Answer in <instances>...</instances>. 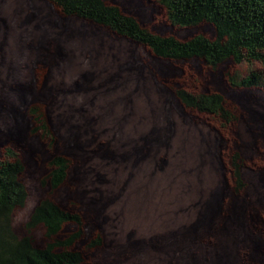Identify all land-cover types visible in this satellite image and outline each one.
I'll return each mask as SVG.
<instances>
[{"label":"rangeland","instance_id":"rangeland-1","mask_svg":"<svg viewBox=\"0 0 264 264\" xmlns=\"http://www.w3.org/2000/svg\"><path fill=\"white\" fill-rule=\"evenodd\" d=\"M106 1L116 3L153 32L179 39L196 34L213 37V27L208 23L172 27L158 0ZM37 60L41 65L36 64ZM143 60L153 61L163 73L170 69L169 63L160 64L148 49L88 21L63 18L46 1L0 0V151L4 143L20 157L21 181L27 189L25 206L12 215V228L18 236L28 234L26 223L34 206L49 198L63 208L79 209L84 240L91 233L92 238L100 237L101 244L92 248L93 252L82 248L81 242L76 245L85 255L84 264H100L102 260L117 258V254L128 258L120 257L114 264H164L168 257L170 264H200V260L192 259L194 250L189 248L185 225L200 224V218L206 223L212 221L206 216L207 212L212 215L214 201L218 200L213 196H218L223 182H227L222 162L227 164L228 155L221 159L218 151L210 154L205 146H199V133L188 118L179 115L185 107L172 91L176 81L193 92H214L222 86L228 93L223 95L225 103L237 119L230 124L234 133L227 131L230 138L238 136L241 144L247 141L242 121L245 116L252 117L242 115L245 107L256 114L257 120L261 117L253 124V135L262 137L258 150L264 152V64L259 60L234 63L228 59L210 68L202 59L194 58L173 63L177 71L169 73L172 80L165 81L163 75L155 83L149 79ZM250 73L258 75L259 86L244 88L228 81L229 76L240 79ZM24 84L37 99L34 105L40 122L35 124L25 110L32 99L27 98ZM92 120V127L87 126L86 122ZM212 122L217 125L215 120ZM203 130L221 139L213 129L203 125ZM88 131L92 135L103 131L108 153L114 149L128 151L148 140L147 147L154 148L166 138L167 164L157 160L162 157V150L157 149L159 153L153 151L149 155L158 154L154 160L148 156L135 164L134 157L128 155V163L106 164L98 155H87L83 149L88 142L84 132ZM97 144L98 141L90 148L101 151L100 143ZM56 148L73 153L74 157L61 155L68 160L70 169L65 181L52 190L46 177L48 161L57 154ZM255 157L254 162L264 165L263 155ZM75 162L79 166L74 170ZM213 163L218 173L214 172ZM241 174L247 182L241 194H248L246 201L253 203L255 199L259 205L264 198L263 181L252 179L244 169ZM98 175H103L107 184L99 183ZM73 229V225H65L62 235ZM167 231L170 251H147L142 246L130 249L134 238ZM179 233L186 241L181 240ZM29 234L36 246L50 241L41 225Z\"/></svg>","mask_w":264,"mask_h":264},{"label":"trees","instance_id":"trees-1","mask_svg":"<svg viewBox=\"0 0 264 264\" xmlns=\"http://www.w3.org/2000/svg\"><path fill=\"white\" fill-rule=\"evenodd\" d=\"M64 16L76 17L103 27L116 36L125 38L148 49L154 59H202L212 68L225 60L240 63L242 60H259L264 64V0H158L165 18L172 27H192L208 23L213 37L196 34L187 39L153 32L133 16L106 0H47ZM238 87H257L258 75L250 73L236 79L228 77ZM185 107L204 114H215L226 125L235 116L222 105L219 94L192 93L176 89L173 94ZM35 107L30 108L36 114ZM36 119L39 121V117ZM40 122V121H39ZM232 156L235 169L236 159ZM48 185L57 189L66 179L68 160L60 155L48 161ZM23 165L10 147L0 151V264H80L84 254L76 245L84 236L81 217L49 198L40 200L32 209L26 223L28 234L18 236L12 228V215L23 208L27 189L21 181ZM235 177L238 178L237 170ZM75 230L62 235L65 225ZM43 226L50 240L36 246L29 232ZM101 243L99 236L92 238L83 248H94Z\"/></svg>","mask_w":264,"mask_h":264},{"label":"flooded vegetation","instance_id":"flooded-vegetation-1","mask_svg":"<svg viewBox=\"0 0 264 264\" xmlns=\"http://www.w3.org/2000/svg\"><path fill=\"white\" fill-rule=\"evenodd\" d=\"M43 1L44 2L46 1V3L52 6L63 18H69V16H64L62 13H60V11L56 9L47 0H43ZM112 4L117 5L116 3H112ZM132 43H135V42H132ZM191 59H194V58H191ZM195 59H198V58H195ZM157 60L160 62V64L162 62L169 63L170 64L169 71H166L163 73L162 71H160L161 67L158 68L157 65L153 61L143 60L144 66L148 68L147 74L149 76V79H154L155 83L158 82L159 80L158 76L161 79L163 75L165 76V81H171L172 78L169 79L170 77L169 73H171V71L172 72L177 71V66L175 68L172 66V64L173 63H183L184 61H189L190 59H180V60H170L169 59L168 60V59L159 58ZM36 64L41 65L39 60L36 61ZM208 67L210 66L208 65ZM182 72L184 73V71ZM175 83H176L175 90L185 89L179 84V81H176ZM23 87H24V90H26L27 92V96H29L27 98L32 99L27 102L25 110H26V113L30 115L31 119H33L32 121L33 124H35V122L38 121L36 119V117L38 116V113L31 114L29 112V109L36 106L34 105V103H35V100L37 101V99L34 98V95L29 91L28 89L29 86L24 84ZM189 92L204 93V94L216 93V94L221 95L222 98H223V95L225 96L228 94L226 93V89L223 88L222 86H218L214 92L208 91V90H206L205 92H193V91H189ZM172 93L174 94V91H172ZM178 102L180 103L179 100ZM180 104L183 105L182 103ZM222 105L233 115L235 114L230 109V106L225 103L224 98L222 101ZM183 107L185 106L183 105ZM186 108L187 107L183 108L184 112H182L179 115L180 116L182 115L188 118V120L193 124V126H195L196 131L199 133V137H198V141L200 143L199 146L201 145V148L205 146L206 149L209 150L210 154H212V151H218L221 159L226 154L228 155L227 164H223L222 162V170H223V174L225 178L224 181L227 180V182L225 183L223 182L222 189L218 193L219 197L213 196L214 200H217V199L218 200L217 202L214 201V204H213L214 211L212 215L207 212V216H206V220L210 216L212 217V221L210 223H206L202 218H200V220L202 221L200 224L191 223L188 226L185 225L186 226L185 231L187 232V236H189V242H188L189 248H192L194 250V253H192L193 255L192 259L193 260L196 259L197 261L200 260V264H264V198L260 199L261 201L259 202V205L256 206V202H254L255 199H253L254 200L253 203L250 199H248L249 201H246V198H248V194L246 193L241 194L245 190V187L247 186L246 184L247 182L245 181L243 174H241V170L243 169L249 172V174L252 176V179L258 178L259 182L263 181L264 183V165H262V163L258 165V161L256 162L253 161V159H256L255 157L256 155L264 156V152L258 150L259 142L261 143L263 142L262 137L253 135V124L257 123V121L260 120L261 117H258V120H257L256 114L252 113L250 110L244 107L246 112L242 113V115L243 114L251 115L252 118L247 119L245 116L244 120L242 121V126L246 127L248 136H247V141L241 144L237 140L238 136H236V138L234 136H233L234 138L233 137L230 138V133L227 132V131L233 132L232 129L230 128V124L232 125L234 124V122L237 120L236 117H235V121H231V122L229 121L227 122L226 125H224L223 121L218 118V115L208 114V113L204 114V113L195 111L191 108H187V109ZM193 112H196V114H193ZM202 115H205V116L203 117ZM206 115H208L209 118L211 116L210 118L211 120H209V118L207 119ZM38 117L40 118V116ZM195 117H198L197 122L199 123L194 121ZM213 120L216 121L217 125H215L212 122ZM92 122L94 121L93 120L87 121L86 125L92 127ZM211 122L213 126H210ZM203 125L209 127V129H213V131L218 132V134L221 135V139L218 140V139H215V136H210V133H208V131L204 132ZM92 131H90L91 133L89 131L84 132L85 135H88V142L85 148L83 149L85 151L87 150L86 151L87 155H91L93 157H96L98 155L99 158L105 161L106 164H107L106 161H109V162L121 161V163L123 164L128 163L129 157H126L128 155L134 157L135 164H139L138 162L144 161L153 151L155 154L160 150H162V153L160 154V156L162 157H159L160 159L158 158L157 160L162 161L163 164H167L166 161H167V156L169 153L168 152L169 142L166 140V138L161 141L163 143L160 146H156L154 148L147 147L149 144V140H148L146 143L143 142L142 144L134 145L133 147H131V149L129 148L128 151L115 152V149H114L108 153L107 152L108 140L103 134V131L101 134L99 132H96V133H93V135H92ZM14 133H15L14 131H11V134H14ZM97 141H98L97 145H99L100 143L101 151L96 152L95 150H92L90 147L92 144L94 143L96 144ZM1 146L2 148L10 147V146H7V144L4 145V143L1 144ZM121 148L122 146H120V149ZM83 149L81 148L80 151H84ZM156 149L158 150L157 152L155 151ZM65 151H62V149L60 150L57 149L55 151V153L57 154H52L50 159L56 155L61 156L65 154L70 157L71 156L74 157L73 153H71L72 155H70V153H67V151L66 152ZM157 155H153V156L151 155L152 157L151 156L149 157H151L150 158L151 160H154L157 157ZM234 155L239 156L236 159V163L238 164L237 169H235L233 159H232V156ZM243 155H246V157H243ZM212 162H214L213 159H212ZM248 162H250V164L247 165ZM72 165H73L74 170L77 169V167L79 166L78 162H75ZM213 168H214V172L216 173L219 172V169L217 168L216 165H214V163H213ZM69 169L70 168L68 167V170ZM236 170L238 173V178L235 177ZM97 179L99 183L107 184L108 182L105 180L103 175H98ZM64 209L72 213H76L79 216L81 214L80 212H78L79 209L77 207L70 208V209L64 208ZM201 224H202V227H201ZM82 228L84 229L83 222H82ZM73 230H75V227ZM169 233L170 232L167 231L164 234L158 235L155 233L153 235L143 237V238L142 237L136 238V239L134 238V241L130 244V249L131 248L136 249V248H139V246H142V249H146L147 251L151 250L153 252H160L166 249L170 251L171 238H170ZM182 235L183 233L178 234L181 240L186 241L185 238H182ZM91 239H92V233H91V236L88 237L87 239L81 240V247L83 248ZM125 248L128 249L127 246ZM85 250L89 252L94 251L92 250V248H89V249L86 248ZM137 251H140V250H137ZM117 255H118L117 258L109 259V260L108 259L102 260L100 261V264L102 263L114 264L112 263L114 260H117L120 257L122 258L125 257V255H121V254H117ZM126 258L128 257L126 256L124 259ZM163 262L164 264L166 263L170 264V257H168L167 260H164ZM84 263L85 261L83 260V262L80 264H84Z\"/></svg>","mask_w":264,"mask_h":264}]
</instances>
